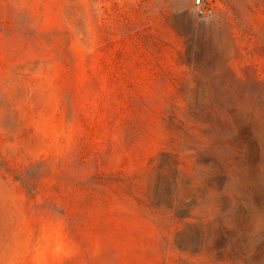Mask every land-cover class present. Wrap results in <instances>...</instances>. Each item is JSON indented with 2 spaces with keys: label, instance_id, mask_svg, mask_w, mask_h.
I'll return each instance as SVG.
<instances>
[{
  "label": "rangeland",
  "instance_id": "rangeland-1",
  "mask_svg": "<svg viewBox=\"0 0 264 264\" xmlns=\"http://www.w3.org/2000/svg\"><path fill=\"white\" fill-rule=\"evenodd\" d=\"M205 2L0 0V264H264V0Z\"/></svg>",
  "mask_w": 264,
  "mask_h": 264
},
{
  "label": "trees",
  "instance_id": "trees-1",
  "mask_svg": "<svg viewBox=\"0 0 264 264\" xmlns=\"http://www.w3.org/2000/svg\"><path fill=\"white\" fill-rule=\"evenodd\" d=\"M3 7H4V4H0V9L1 10H3ZM0 25H1V23H0ZM25 26H26V29H27V31H29L31 34H33V35H40L38 32V30H36V27L34 26V25H32L31 23H26L25 24ZM36 41H39V37L37 36V38H34ZM34 39H31L29 42H33L34 41ZM62 60L65 62V57L64 56H62ZM45 163V161L44 160H39V161H37V163L36 164H44ZM14 178H15V180H19L20 182H21V184L25 187V188H28V191H27V193H29V194H35L34 193V191H33V189H30V183H29V181H28V179L26 178V177H23L22 175H15L14 176Z\"/></svg>",
  "mask_w": 264,
  "mask_h": 264
},
{
  "label": "built area",
  "instance_id": "built-area-1",
  "mask_svg": "<svg viewBox=\"0 0 264 264\" xmlns=\"http://www.w3.org/2000/svg\"><path fill=\"white\" fill-rule=\"evenodd\" d=\"M195 10L199 15L211 13L213 7L211 4L206 3L205 0H194Z\"/></svg>",
  "mask_w": 264,
  "mask_h": 264
}]
</instances>
